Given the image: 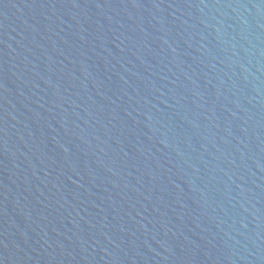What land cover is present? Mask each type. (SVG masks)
I'll use <instances>...</instances> for the list:
<instances>
[{
  "label": "water",
  "instance_id": "95a60500",
  "mask_svg": "<svg viewBox=\"0 0 264 264\" xmlns=\"http://www.w3.org/2000/svg\"><path fill=\"white\" fill-rule=\"evenodd\" d=\"M0 264H264V0H0Z\"/></svg>",
  "mask_w": 264,
  "mask_h": 264
}]
</instances>
